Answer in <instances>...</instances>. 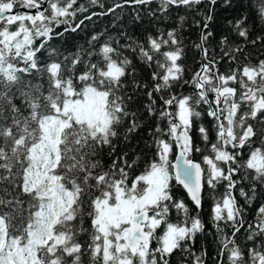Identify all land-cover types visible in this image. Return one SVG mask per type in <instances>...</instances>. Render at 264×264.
<instances>
[{
    "label": "trees",
    "instance_id": "obj_1",
    "mask_svg": "<svg viewBox=\"0 0 264 264\" xmlns=\"http://www.w3.org/2000/svg\"><path fill=\"white\" fill-rule=\"evenodd\" d=\"M113 3L114 0H100L97 4L91 0H76L74 8H84L82 13H77L76 22L85 16H92V19L85 20L84 30L74 35L57 38L56 33L63 31V26L55 24L49 25L53 29L50 38L35 37L24 22L21 29L13 24L6 27L12 32V37L8 41H0V264H142L143 259L151 264V251L158 246L156 240L151 242L146 258L137 252H129L125 246L126 251L118 254L113 250L112 256H106V247L114 245L105 244L94 219L100 204L115 201L119 193L123 199L132 200L145 191L142 181L136 183L137 177L159 159L149 133L158 123L167 130V120L158 121V111L149 117L143 108L148 103L144 96L131 106V110L140 111V127L129 133L131 116L124 119L117 112L121 90H114L115 85L109 87L83 63L73 68L71 59L64 61L63 56L74 52L77 47H88L86 41L92 35L103 33L97 51L106 41L116 46L115 42L119 40L118 50L133 61L137 79L143 83L151 70L142 64L138 53L122 46L129 37L134 42L143 43L147 35L157 30L180 28L182 24L180 33L185 38L186 47L181 64L185 67L184 78L189 79L198 70L200 60V53L194 48L200 29L194 26V18L199 19L196 12L204 13L210 5L207 0H202L192 9L173 8L168 20H149L145 16L142 23H133L134 9L130 3L123 10L99 15ZM222 3L223 0H219L216 5V20L212 25L216 32L212 46L217 54L220 51L217 41L226 30L224 17L235 15L234 10L222 9ZM157 7L155 3L152 5L153 9ZM43 12L49 14L48 3ZM93 13L97 15L93 16ZM180 16L185 17L184 21H180ZM252 22L250 19L249 23ZM3 30L4 27H0V32ZM122 33L126 34L123 38ZM259 34L260 25L256 24L252 37ZM41 45V51L33 55ZM52 50L56 53L52 54ZM245 52L251 54L253 62L264 59L260 44L255 48L249 45ZM57 61L61 67L53 75L51 65ZM218 67L223 74L235 64L224 60ZM81 74H87V79L81 80ZM124 82L131 92V77ZM174 91L189 94L192 89L177 85ZM156 107L158 110L163 107L158 97ZM197 110L202 112V116L195 121L190 135L194 148L199 147L201 151H193L190 155L205 169L206 181L207 165L203 163V156L214 155L211 144L216 142L215 121L207 115V106ZM201 124L208 129V141H204L198 132ZM163 138L169 139L173 146L168 157L169 172L173 176L170 181L173 199L183 200L190 215H198L205 225L204 231L197 233L195 239L184 247H190L195 255L204 253V264H228L227 255H221L222 238H233L231 228L217 234L211 220L214 201L206 182L200 209H196L186 191L177 184L171 165L176 154L174 140L167 136ZM259 146L257 138L243 148L233 150L229 145L227 150L238 153L237 163L246 165L251 151ZM231 166L236 167L235 164ZM221 167L227 174L229 165L222 164ZM254 175V171L241 167L233 176L237 186L232 194L245 209V223L235 240L245 254L254 246L253 241L247 240L249 225H256L258 209L264 205V196H257L251 204L240 196L241 188L249 191L253 184L258 191H264V182L253 181ZM225 185L226 182H221L212 195L222 196ZM168 219L178 223L183 219L182 213L172 207ZM163 231L164 227L158 228L156 236H161ZM254 240L258 245L259 238ZM118 258H123V262H118ZM167 259L169 264H191L188 254L182 249L174 250Z\"/></svg>",
    "mask_w": 264,
    "mask_h": 264
},
{
    "label": "snow or ice",
    "instance_id": "obj_2",
    "mask_svg": "<svg viewBox=\"0 0 264 264\" xmlns=\"http://www.w3.org/2000/svg\"><path fill=\"white\" fill-rule=\"evenodd\" d=\"M40 2L49 4V14L39 10L40 3L37 0H0V27L8 24L10 20L14 25L23 21L35 33V37L50 38L49 34L53 29L49 25L55 24L58 27L63 26V31L56 33V37L60 38L84 30L85 20L92 19V16H85L79 23L76 22L77 13L84 11L83 7L74 8L76 0ZM91 2L97 4L100 0ZM218 2L219 0H207L210 7L204 13L196 12L199 19L194 18V26L200 31L194 48L200 53V60L198 70L189 79L184 78L185 67L181 64L186 47L185 38L180 33L182 24L180 28L157 30L156 33L147 35L143 43L134 42L129 37L128 42L122 46L138 53L142 64L151 70L143 83L137 79V68L133 61L127 56H122L118 50L119 40L115 42L116 46L106 41L97 51V44L103 33L92 35L86 41L88 47H77L74 52L63 56L64 61L71 59L73 68L83 63L86 69L98 74L109 87L115 85L114 90H121L117 100V112L124 119L131 116L129 133L140 127V111L131 110V106L144 96L148 103L144 104L143 108L149 117L156 115L158 111V121L167 120V130L158 123L155 130L149 133L159 159L152 162L143 175L137 177L136 183L142 181L145 191L139 197H134V219L138 222L145 245L140 252L141 257L149 256L148 246L153 240H156L158 245L151 251V264H169L167 257L177 249H182L188 254L191 264H204V253L195 255L190 247H184L188 241L195 239L197 233L204 231L205 225L198 215H190L183 200L173 199L170 186L173 176L169 172L168 159L173 146L169 139L163 138L165 136L175 140L179 149L178 162L172 165L177 183L186 190L196 209H200L202 190L206 182L214 201L211 220L217 234L228 228L232 230V239L227 236L222 238L221 255H227L228 264H264V205L258 209L256 225H249L247 240L253 241L254 246L245 254L235 240L236 234L245 223V209L232 194L237 186L233 176L241 167L254 171L253 181L264 182V59L253 62L251 54L245 52L249 45L255 48L257 44H260L264 51V0H223L221 8L234 10L235 15L224 17L226 30L217 41L219 54L212 46V41L216 38L212 25L216 20ZM129 3L134 9L133 23H142L145 16L149 20H168L173 8L192 9L193 5H200L202 0H114L112 6L99 15L115 13L117 9L123 10ZM154 3L158 5L156 9L152 8ZM18 5L28 10L35 9V14L18 12ZM95 15L97 14L93 13V16ZM179 19L184 21L185 17L180 16ZM250 19L253 20L252 23H249ZM256 24L260 25V34L253 38L252 32ZM125 35L122 33L121 37ZM42 48L43 45L36 48L33 55H37ZM55 53L56 50H52V54ZM94 59L96 62H93ZM224 60L235 64V67H230L227 72L221 74L218 66ZM60 67L59 61L53 63L52 74L55 75ZM128 77H131V92L127 90V84L124 82ZM80 79L86 80L87 74H81ZM177 85L180 88L190 87L192 91L189 94L177 93L174 91ZM157 97L163 105L159 110L156 107ZM202 106H207V115L215 121L213 128L216 130V142L211 144V153L214 155L203 156V163L207 165L206 181L205 169L200 163H195L190 155L193 151H201L199 147L194 148L190 133L195 121L202 116V112L197 110ZM198 132L204 141H208L209 132L203 124L198 127ZM257 138L260 146L251 151L246 165L237 163L238 153L227 150L229 145L233 150L243 148ZM222 164L229 165L227 174L221 167ZM233 164L236 167H232ZM221 182H226L223 195H212ZM133 188L135 189V184ZM240 196L247 204H251L257 196H264V191H258L253 184L249 191L241 188ZM172 207L182 213L183 219L178 223L169 222L168 216ZM160 227H164V231L157 237L156 230ZM254 238H259L258 245ZM142 264H148L147 259H143Z\"/></svg>",
    "mask_w": 264,
    "mask_h": 264
},
{
    "label": "water",
    "instance_id": "obj_3",
    "mask_svg": "<svg viewBox=\"0 0 264 264\" xmlns=\"http://www.w3.org/2000/svg\"><path fill=\"white\" fill-rule=\"evenodd\" d=\"M45 5H46V3H41L39 10L40 11H44ZM22 9L24 11H27L28 14H35V11H36L35 9H33V10H28V9H24V8H22ZM174 142H175V140H174ZM175 146H176V142H175ZM178 155H179V149L176 147V154L174 156V159L172 160L171 165L176 164L178 162L177 161V156ZM192 160L195 163H200L199 161H196L195 159H192ZM172 173L175 176V169L173 167H172ZM135 206L136 205L134 204L132 206V208H130L127 211L125 220H126V222L128 224L126 226H124L119 232H115V236H116L117 242L120 239H123L131 252L135 251V249L138 247L140 242L144 245V242H143V240L141 238V233L139 231L138 222L134 219V211L133 210H134ZM94 224L97 225L98 231L103 235V239L106 240L107 232H108L107 223H106L104 217L101 215L100 211L97 214L96 218L94 219Z\"/></svg>",
    "mask_w": 264,
    "mask_h": 264
},
{
    "label": "rangeland",
    "instance_id": "obj_4",
    "mask_svg": "<svg viewBox=\"0 0 264 264\" xmlns=\"http://www.w3.org/2000/svg\"><path fill=\"white\" fill-rule=\"evenodd\" d=\"M41 4V2H40ZM23 22V21H22ZM22 22L18 25H12L15 26L18 29H21V24ZM12 24V21L10 20L8 24H5L4 30L1 31L0 35V41L5 42L11 39V31L6 29L7 26H10ZM6 29V30H5ZM115 201L113 202H104L100 204L101 209H102V214L105 216L107 219L108 223H110L113 227L121 226V223L125 219L126 212L135 204L134 198L131 200V198L126 199L122 198L121 194L119 193L117 196H115ZM120 223V224H119ZM122 227V226H121ZM109 248L106 250V256L109 254L108 251ZM143 250V247H139L137 250V253L140 254V252ZM118 262H123V258H118Z\"/></svg>",
    "mask_w": 264,
    "mask_h": 264
},
{
    "label": "flooded vegetation",
    "instance_id": "obj_5",
    "mask_svg": "<svg viewBox=\"0 0 264 264\" xmlns=\"http://www.w3.org/2000/svg\"><path fill=\"white\" fill-rule=\"evenodd\" d=\"M37 2L38 3H40V0H37ZM17 11L18 12H22V13H28L27 11H24L23 9H22V6H20V5H18L17 6ZM15 19V17H13V20ZM174 144H175V142H174ZM176 147V146H175ZM202 166V165H201ZM183 188V187H182ZM132 208V207H131ZM99 211L101 212V215L104 217V219H105V221H106V223H107V229H108V232H107V237H106V240H104L105 241V244H109V245H111L112 243H113V245H114V247H111L110 248V246H107L106 247V250H107V248H109L108 249V251H109V255L110 256H112V252H113V250H115L118 254H120L122 251H126V249H125V247L127 248V250L129 251V252H131L130 251V249L128 248V246L126 245V243H125V241L123 240V239H120L118 242H117V240H116V236H115V232H119L124 226H126L128 223L126 222V220L124 219L123 220V222L121 223V226L120 227H118V226H115V227H113L110 223H108V221H107V219L105 218V216L102 214V209H101V207L99 208V210H98V213H99ZM126 214H127V212H126ZM126 216V215H125ZM126 218V217H125ZM120 224V223H119ZM97 226V225H96ZM98 229V228H97ZM124 244V245H123ZM125 246V247H124ZM150 246H151V243H150ZM150 246L148 247V249L150 248ZM139 247H145L141 242L139 243V245H138V247L135 249V251L134 252H131V253H136L137 252V250H138V248ZM122 257V256H121Z\"/></svg>",
    "mask_w": 264,
    "mask_h": 264
}]
</instances>
